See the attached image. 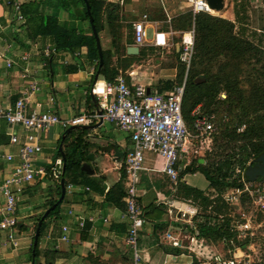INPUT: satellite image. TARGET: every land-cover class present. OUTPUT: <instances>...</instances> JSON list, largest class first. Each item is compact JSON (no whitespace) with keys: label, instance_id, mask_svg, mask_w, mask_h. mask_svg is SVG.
<instances>
[{"label":"built area","instance_id":"1","mask_svg":"<svg viewBox=\"0 0 264 264\" xmlns=\"http://www.w3.org/2000/svg\"><path fill=\"white\" fill-rule=\"evenodd\" d=\"M3 1L8 11L12 13L11 24L19 26L24 22L23 6L26 3L40 0ZM187 3L193 16L200 13L212 14L213 10L206 0H187ZM146 23L147 16L143 15L140 20L132 24L134 41L137 46H145L147 43ZM2 31L3 28L0 25V34ZM193 33L192 31L183 34L182 40L178 44L179 62L186 67L185 80L193 55ZM147 44L154 47H165L167 38L164 33L156 32L153 35V40ZM27 45L31 46V49L15 55L11 43L0 35V61L8 70L20 68L19 77L22 81V85L17 91L16 100L5 108H0V119L4 120L7 126L8 147L11 148L1 157L11 165L9 173L0 184V232L5 233V244L11 250L18 248L17 235L20 221L18 206L24 199L26 191L35 185L42 184L48 171L51 174V182L60 184L62 161H51L47 166H41L38 163L44 150L43 136L57 126L67 129L71 126H88L94 120L97 122L101 120L102 123L113 124L118 131L128 136L131 143V148L117 169L124 175L123 203L125 209L122 219L128 225L125 243L132 251V259L129 264H142V259L138 254V241L144 224V212L139 202L138 185L144 153H154L163 159L162 173L173 186H176L180 183V171L185 170L186 165L192 162L188 156L198 153L195 144H199L201 147L205 144L207 149L211 145L212 137L216 131L213 116L199 115L197 113L199 107L195 108L191 113L195 118L191 131L186 125L182 112L184 83L173 87L170 92L158 93L148 90L145 86L130 85L124 76L119 74L111 81H96L91 86L90 92L98 101L101 110L100 116L95 111L93 114L84 112L71 119L61 118L55 112L41 110L38 97L45 91L46 83L39 78L38 71L52 69L54 61L60 57H64L62 63L68 65L70 60L68 58H78L81 52L77 50L72 55L59 53L49 41L40 43L33 40L27 42ZM34 57L40 59L39 69H35L32 64ZM93 72L94 70H91L90 76L93 75ZM100 85H102L101 90L99 89ZM220 96L225 99L224 95ZM46 103L48 106L53 105L52 94L47 96ZM244 129L243 125L238 132H242ZM183 162H188V164H182ZM235 172L240 175V180H238L240 185L221 195V199L231 209L230 230L239 233L238 237H241L246 236L245 231L248 232L251 229L250 221L242 214L243 223L236 224L234 222V204L241 203V200L245 198L257 213L263 214L264 179L258 178L255 181H249L245 177L244 171L237 168ZM79 191H81L79 186L65 185V195L71 196ZM168 212L173 221L183 224L179 232L184 237L182 238L181 235L172 237L170 234H166V243L172 248L185 252L184 256L188 261L186 264L249 263V255L241 248L233 246L227 251L228 258H226L220 253L212 251V246L205 244L202 239L197 237V228L193 221L194 217L199 214L197 207L186 202L176 206L170 204ZM67 216L74 219L78 231L84 229L85 218L73 210H69ZM87 221L93 222V219L89 218ZM188 227L191 229L189 232ZM71 230L64 224L59 227L55 240L56 250L61 245L70 243ZM162 264L168 263L164 261Z\"/></svg>","mask_w":264,"mask_h":264},{"label":"rangeland","instance_id":"2","mask_svg":"<svg viewBox=\"0 0 264 264\" xmlns=\"http://www.w3.org/2000/svg\"><path fill=\"white\" fill-rule=\"evenodd\" d=\"M76 1V0H74ZM71 4H73V2ZM77 2V1H76ZM224 8L221 11H215V14H211L210 16L216 18L218 20H226L233 23L232 31L224 27L223 24L216 21L215 26L213 27V31H211V35L207 38L195 37L194 36V45H193V55L191 64L187 70V74L193 73V77L197 78L201 76L204 79V84H206V90L204 95L194 96L190 98L193 100L196 105L195 107H188L191 105L193 101H190L185 107V112L190 113L192 110L199 107L197 113L199 115L205 116H213L215 118H219L222 114L227 116L230 120L232 117L239 118L246 117L247 113H250L251 108L259 103V97L262 92V88L260 86V81L257 79V76L254 72V68L257 66L255 61L248 57V55L242 50H232V46H227L224 44V41L221 43V40H225V38L231 35V32L238 39L243 41H248L254 44L257 48L264 51V0H224ZM105 4V3H103ZM166 7H171L172 10L171 15H167L163 6L160 5H152L150 9H148V14L150 18L153 20L159 21V26L164 30H168L173 32L172 35V48H143L141 50L140 56H126L124 46L132 43V30H131V20L133 21L136 17L133 14V17H129L125 19L126 23H113L112 27H109L107 22L106 13H100L101 16V30L98 33L102 51L105 54V62L107 65V76L109 78L116 77L119 74L126 76L128 72L132 70H137L135 74V80L139 85L150 88L156 92L163 91H172L173 87L181 84H185L187 82V78L185 80V72L186 67L179 62V54H177V46L181 42L182 31L184 32H194L193 28L190 30H180L177 26L178 21L188 15L190 13L189 7L187 6V0H166ZM78 5V6H77ZM72 6L73 15L67 14V18L79 24L80 22L84 23L85 29L81 27H77L78 30L84 31L86 34L90 35V30L86 20L80 16L82 13L80 3ZM79 7V9L77 8ZM100 12L101 9H100ZM170 18V21H169ZM121 26L123 28L121 29ZM152 30H147V39H151ZM13 35V34H12ZM10 37L11 33H10ZM123 41V50L121 53V43ZM24 44V43H23ZM20 47L23 48L21 43H19ZM24 46H27L24 44ZM20 48V49H22ZM29 49V46L27 47ZM27 49V50H28ZM219 52L216 56H213L214 53ZM123 55V56H122ZM59 60V59H57ZM96 62L95 61H87V58H84L83 65L85 66V70L83 72L90 73V67L94 68ZM175 70V71H174ZM90 71V72H89ZM184 71V73H183ZM174 74V76H173ZM64 75V74H63ZM59 79L54 80L55 88L57 92L63 89L60 84L64 82V76ZM171 75L172 77H167ZM90 76V75H89ZM212 76L218 78L220 81H207L208 77ZM92 76H90L91 79ZM46 80H49L47 75L44 76ZM90 79H76L78 82L75 89H72L70 83L68 86H64L65 89H72L75 91L74 95H72L71 105H73L72 114H77L82 111L84 113L87 110V101L86 96L90 97V90L92 84H90ZM100 78L98 80H102ZM102 85L99 86L101 90ZM85 92H87L85 94ZM62 94V92H60ZM64 96H68V93H63ZM56 101H60V94H54ZM220 95H224L225 99H222ZM64 99V98H62ZM89 111V108H88ZM91 112V110H90ZM96 124V123H95ZM251 125V124H250ZM110 128V127H109ZM65 129L57 126L50 130V132L43 136L45 142H43L44 147L47 149L48 154H56L60 145V138L62 137ZM95 135L87 136V140L94 141ZM128 145V142L123 144V147ZM196 145V150L198 153L192 155L190 160H203L202 166L204 168H208L213 164L222 163L225 164V161L230 160L231 154L233 153H241L242 144H238L234 146V144L229 145L226 143L222 135H219L215 138L213 145H209V148L205 146V144L201 147L199 144ZM131 146V144H130ZM106 146L99 147L96 144L90 145L89 150H92L95 154L99 156H103L102 148ZM237 149H236V148ZM67 150L66 147H64ZM227 148V154L223 152V149ZM242 154V153H241ZM158 156L154 153L145 152L144 153V162L142 166L154 167L156 165ZM108 161L112 163L114 161L112 159V155L108 157ZM251 162H248L250 164ZM247 164V165H248ZM231 166V165H230ZM232 167V166H231ZM237 168H234L236 170ZM226 171V168L224 169ZM229 172V171H228ZM235 177L237 176L240 180V175H237L234 171ZM197 178L205 184V179L201 174L197 175ZM65 182H72L74 185H78L75 182V177L72 175H66L64 177ZM180 185L177 186V192H175L176 197L185 198V195L181 191V187H187L191 189H195L196 191H203L202 187L193 183L192 174L190 172H184L179 177ZM231 182V181H230ZM239 182V181H238ZM188 185V186H187ZM164 186L168 188L171 186L173 188V184L169 181H165ZM60 189V185L54 182L45 181L42 183V188L37 187L35 191L29 197V201L23 203L26 205L27 209L25 211H21L22 216H26L25 221H22L20 225L25 228L26 235L23 237L25 242L30 243L32 241V237L34 235V226L39 219V217L43 214L48 203L52 200L57 199V190ZM234 189V188H232ZM231 188H223V186H219L221 195L230 192ZM203 193V192H201ZM139 194V193H138ZM218 192L208 193V197L212 202H215V206H220L221 204V195L218 197ZM190 199L196 201H192L193 204L198 209V216L200 217L198 222H203L204 216H210V222L215 223L217 220L214 219L210 209H206L202 202L195 199V197H190ZM68 197L64 198L58 207V214L55 215V212L52 213L48 219L45 221L47 227L42 235H49L50 238H55V233L57 230V226L64 221L63 213L67 206ZM210 201V202H211ZM191 203V202H190ZM236 204V203H235ZM234 209V222L236 224L243 223V219L241 217L242 214L245 215V218L250 221L251 229L245 233L246 236H239V233L235 231H231L235 233L237 237H235V241L233 243L236 244H246L245 247L241 248L243 251L249 255V263L248 264H264V213H257L252 205L247 201V199H242L241 203L235 205ZM226 205V204H225ZM194 206V207H195ZM222 208L224 206H221ZM223 212H228L227 209L223 208ZM231 210V209H230ZM55 215V216H54ZM220 220V219H219ZM221 221V220H220ZM252 233V234H251ZM248 234H251L248 236ZM204 243L211 244L213 250L220 253L223 257L228 258L227 251L229 250V246L224 245L225 243L220 242L219 240L206 241ZM231 243L232 246L235 245ZM49 255L52 254V251H49ZM185 258V257H184ZM182 262H178V264H182Z\"/></svg>","mask_w":264,"mask_h":264},{"label":"crops","instance_id":"3","mask_svg":"<svg viewBox=\"0 0 264 264\" xmlns=\"http://www.w3.org/2000/svg\"><path fill=\"white\" fill-rule=\"evenodd\" d=\"M100 1H103L106 4L118 6V21L120 23H126L127 21L125 19L133 17V14H135L136 18L130 22L132 30V43L129 45L126 44L124 46L127 57L140 56L141 50L143 48H172L171 40L173 32L161 28L159 26V21L151 19L150 15L148 14V9H150L152 5L157 6L161 4L167 15H171V7L168 8L164 4L166 0ZM187 6L189 7L188 3ZM213 14H215V11ZM143 15L147 16V30H152L151 39L146 38V42L149 43L153 40L154 33L161 32L164 33L165 37L167 38V45L165 47H154L147 43L145 46H137L135 44L132 24L133 22L140 20ZM67 16L68 15L65 12H61L59 14L60 20L64 21V23H66L68 26H74L76 28L81 27L85 29L83 22L76 24L75 21L67 18ZM11 19L12 13L5 7L4 1L0 0V25L3 28V31L0 35L2 38L7 39L8 42L11 43L13 47V54L19 55L22 52L31 49V46L28 50H26L24 47L22 48L19 44L15 43L13 37H10V33L12 36L14 32L12 29L13 23L11 24ZM122 28L123 26H121V29ZM188 32L182 31V34H187ZM186 38H188L187 35ZM34 41L40 43L45 42L41 39ZM25 44L27 45V43ZM120 47V51L122 53L123 41ZM130 47L138 48V53L136 55H128L127 49ZM176 50V53L178 54V46ZM80 52V57L74 59L68 58L70 59L68 65H64L62 63L64 57H60L59 60L54 61L52 69H42L38 71L39 78L46 83L45 91L40 95V97H38V101L41 103V110L55 112L64 119H71L82 113V111H80V113L72 114L71 109H73V105L69 104L73 99L72 95L75 93V91H72V89H75L78 84V82L75 80L77 78L79 80L88 78L90 79V73L83 72L85 70L83 60L86 58L87 50L82 48L80 49ZM39 61L40 59L38 57L33 58L32 64L35 66V69H39ZM87 61L89 60L87 59ZM89 70H94V68L90 67ZM19 73L20 68L8 70L4 63L0 61V108H5L8 104L14 102L18 97L17 91L22 85ZM136 73L137 70H132L128 72L126 76H124L128 84L139 85L134 78ZM45 75L49 77V80L44 78ZM62 75L64 76V82H60V87L63 89L57 92L54 80L59 79L62 77ZM167 77L171 78L172 76L168 75ZM68 83L71 84L72 89L68 90V88L64 90V86H68ZM147 89L154 91L150 88ZM60 92H62V94ZM167 92L169 91H163L159 93ZM57 93L60 94V101H56L54 94ZM63 93H68V96H64ZM86 93L87 92H85V94ZM50 94H52L54 97V103L53 105L48 106L46 102L47 96ZM84 112H88V108ZM95 123L97 124L98 122ZM96 124L92 126H95ZM91 135H95L94 141L86 140V142L89 145L96 144V146L99 147L106 146L101 150L104 155L99 156L92 150L89 151V154H92L94 157L93 162H88L94 171V174L89 176L84 173V175L76 176L78 180L76 184L78 185L75 186L81 187V191L71 196H64V198L68 197L66 209L62 214L64 221H62L57 226L55 238H50V234L47 236L42 235L39 244L40 256L37 260V264H129L132 259V251L125 243L128 229L126 221L122 219V213L124 212L125 205L123 203V198L119 199V191L116 187L117 183L122 177V173L117 168L124 159L126 153L131 148V143L126 134L118 131L113 124L106 122H103L101 125L90 130L88 136L90 137ZM45 141L46 140L43 142ZM125 142H128V145L124 149L122 147ZM43 148V154L38 163L41 166H47L49 165V162L54 161L55 154H48L44 145ZM10 150L11 148L8 147L7 126L5 121L0 119V184L9 173L11 167V165L2 160L1 157ZM111 155L112 159L114 160L112 163L108 161V157ZM191 156L192 155H189L188 159H190ZM157 159L158 160L154 167L150 168L147 166H142V170L139 174L140 183L138 185V193L140 196L139 202L144 212V224L139 233L138 254L142 259V264H162L164 261L168 264H178V262L184 261L182 264H186L188 261L186 258H184L185 252L181 249L168 246L165 235L170 234L172 237H178L181 235L182 238L184 237V235L179 232V229L182 228L183 224L173 221L168 210L170 204H174L176 206L186 202L187 204L192 205L193 199L191 200L190 197H176L175 192H177V186L180 185V183H178L176 186H173V188L170 186L169 190L164 186L165 181L167 180L169 182V180L162 173L164 165L163 159L159 156ZM182 164H188V162H183ZM191 164L186 165L185 170L190 168L189 170H186V172H190L192 174L193 183L201 186L203 190L201 192H203V195L208 196V193H212L214 190L210 188L209 182L205 178V184H203V182L197 178V175L200 173L191 172ZM183 171H180L179 177L182 173H184ZM90 182H93V184H90ZM37 187L42 188V184L35 185L33 188H30L28 191H26L24 199L18 206V213L20 216L17 235V241L19 244L18 248L16 250H11L5 244V233L0 232V264H30L31 262L29 250L32 241L30 243L27 241L25 242L23 237L26 235V233L22 232L25 231V228L22 230L19 228V226L20 223L26 219V216H22L23 212H21L27 209V206L23 205V203L29 201V197L32 196L31 194ZM107 194H110L111 198H107ZM193 206L195 205L193 204ZM207 209H210V207ZM69 210H73L85 218L86 222L83 230L78 231L74 219L67 216V212ZM197 217L198 215L193 219L194 224ZM89 218H92L93 222L87 221ZM62 224L67 225L72 229L69 235L71 241L68 244L61 245L59 249L56 250L55 240L58 236L57 231ZM190 230V227H188V232ZM202 240L204 242V239ZM209 246L212 245L210 244ZM49 251H52V254L49 255Z\"/></svg>","mask_w":264,"mask_h":264},{"label":"trees","instance_id":"4","mask_svg":"<svg viewBox=\"0 0 264 264\" xmlns=\"http://www.w3.org/2000/svg\"><path fill=\"white\" fill-rule=\"evenodd\" d=\"M72 1L74 0H40V1H33L26 3L22 8V14L24 17L23 24L19 26L13 24L12 26L13 27L12 29L14 30L12 35L14 42L17 44L21 43V45L27 50L28 45L24 46L25 43L36 39H41L43 41L51 42L56 47L59 53L67 54V55H72L75 51L84 48L87 50L86 58L90 62L92 61L96 62L93 75L90 79V84L93 83L94 75L96 73H98L99 77L103 78L102 80L106 82L113 80L115 77L109 78L107 76V65L105 62V54L103 51H102L103 64L99 66L98 52L95 44V39L92 35L91 28L89 25V17L91 16L93 18L95 28L99 33L101 30L100 13H106V18L109 27H112L113 23H116V21L119 20L118 6L106 4L105 2L100 0H87L88 5L90 7V14H88L86 11V5L84 0H76L77 2L74 1L73 4H71ZM79 3L82 9V13L79 15L86 20L90 30V35L86 34L82 30H78L74 26H68L66 23H64V21L60 20L59 18V14L61 12H65L69 15H73L72 6L73 5L75 6ZM77 8L79 9V7ZM100 9L102 12H100ZM78 11L80 13V9ZM216 21L220 22L221 24L224 25V27L232 31L233 28L232 22L226 20H218L216 18L211 17L208 14H201V13L195 16L189 13L188 15L182 17L178 21L177 26L180 30H190L191 28H193L195 37L204 36V38H207L211 35V31H213V27L215 26ZM223 41L225 45L232 46V50L242 49L248 55L249 58L255 61V64L257 66L254 68V72L257 76V79L261 83L260 86L262 88V92L259 97L260 99L259 103L251 108L250 113H247L246 117L239 118L237 116V118L232 117L229 120L227 118L228 115L225 116L222 114L219 118L214 117L213 120L216 131L212 137L211 146L213 145L215 138L219 135H222V138H224L226 143L229 145L234 144V146H236L238 144H242L241 146L242 154L233 153L231 154L232 156L230 160L224 162L225 164L222 163L213 164L208 168H204L205 166H202V161H203L202 159L197 161L195 160L194 164L196 163V165H192V164L190 165L191 172L202 174L204 178L209 182L210 188L214 190V192L219 193L217 194L218 197H220V195L223 193V192L220 193V190H218L219 186H223V188L225 189L226 188L232 189L240 185L237 180L238 177L237 176L235 177L234 168H239L240 170L244 171L246 177L248 162H251L250 164L253 165L255 163V160L261 154L264 153V51L260 50L254 44L248 41H243L238 39L236 36L232 34V32L229 37L225 38V40H221V43ZM217 53L219 52L214 53L213 56H216ZM186 78H187V82L184 88L183 99H182V112L186 125L192 131V124L195 118L191 115L192 112L190 113L185 112V107H187L189 101L190 103L193 101L190 100V98H193L195 95L196 96L204 95L207 87L206 84H204L205 80L202 79L201 76L195 78L193 77V73L190 74L189 72ZM198 78H201L202 82L196 84V79ZM207 81L219 82L220 80L218 78L209 76ZM86 98L89 108L88 113L93 114L96 111L94 104L92 100L90 102L89 95H87ZM95 101L98 102L96 98ZM195 105H196V100L195 102L193 101L191 105L189 104L188 107L191 110V108L195 107ZM95 122L97 121L94 120L88 126L94 125ZM243 125L245 126V129L242 132H238L241 126ZM67 129H65V131ZM65 131L63 132L62 135L65 134ZM88 134L89 131L85 129H71L68 133L65 134V137L63 139L62 137L60 138V145L62 150L56 151L54 161L57 160L62 161L61 155L63 154L65 161V174L63 178L68 174L72 175L75 177V182L77 183L78 180L76 176L84 175V173L81 172L80 168L82 164L86 162V156L89 154L90 151L89 150L90 145L86 142ZM64 147H66L67 150H65ZM226 151L227 148H224L223 152L225 154H227L228 152ZM225 168L226 171L224 170ZM183 172H186V170ZM123 176L124 175L122 174L121 180L116 185L119 191V199L123 198L125 195ZM45 181H49V182L52 181L50 171H48V174L45 177ZM64 183L66 186L68 184H73L72 182H65V180ZM90 184H93V182H90ZM181 190L185 195H187L186 197L192 196L195 197V199L202 202L206 209L210 207L213 215H215L212 217H214L215 220L218 219L217 222L212 223L210 222L211 221L210 216L205 215L203 219L204 221L200 223L198 222L200 220L199 219L200 217L198 216L195 221V225L198 231L197 237L200 239H204L206 241L219 240L220 242L225 243L224 245L229 246L230 247L229 249H232L233 246L231 245V243L235 241L234 239L237 236L235 233H232L230 230V222H231V218L229 216L230 214L227 215L228 212H223L224 211L223 208H225L230 213V208L227 205H225L222 200H221V204H219L220 206H215V202H212L208 196L203 195V193L196 191L195 189L182 186ZM59 196H60V189L57 190V199L50 201L46 206L44 212L57 202ZM106 197L111 198V195L107 194ZM221 206L224 207L222 208ZM58 207L59 205L49 212V214L43 220L40 226L38 242L35 247V255H34L35 264H37V260L39 259L40 256V252H39L40 240L43 232L47 227L45 221L52 213L55 212V215L58 214L59 212ZM42 215L39 217V219L37 220L34 226V233ZM19 228L22 230L24 229L22 225H20ZM33 238L34 235L32 237V244L29 250L30 261L32 260L31 252L33 248ZM231 240L233 241L231 242ZM245 245H246L245 243L244 244L240 243V244H236L235 247L243 248L245 247Z\"/></svg>","mask_w":264,"mask_h":264},{"label":"water","instance_id":"5","mask_svg":"<svg viewBox=\"0 0 264 264\" xmlns=\"http://www.w3.org/2000/svg\"><path fill=\"white\" fill-rule=\"evenodd\" d=\"M207 1V4L209 5V7L214 10V11H221L223 8H224V3L223 1L224 0H206ZM85 2V5H86V11L88 14H90V7L88 5V2L87 0H84ZM89 25H90V28H91V32H92V35L95 39V44H96V48H97V52H98V62H99V66H101L103 64V52H102V47H101V43H100V39H99V35H98V32L95 28V25H94V22H93V18L90 16L89 17ZM138 53V48L136 47H130L127 49V54L128 55H136ZM99 78V74L96 73L94 75V79H93V83L92 84H95V82L98 80ZM202 82V79L201 78H198L196 79V84H199ZM90 97H91V100L94 104V107L96 108V112L98 114V116L101 115V110L99 108V104L98 102L95 101V98L94 96L92 95V93H90ZM102 124V121L100 120L95 126H71L69 129H67L65 131V134L68 133L71 129H85V130H92L94 129L95 127L99 126ZM65 134L62 135V139L65 137ZM59 151H61V145L59 146L58 148ZM62 156V170H61V175H62V178H61V181H60V196L57 200V202L51 206L49 209H47L44 214L42 215V217L40 218L38 224H37V228L35 230V233H34V238H33V248H32V252H31V255H32V260L30 262V264H35V261H34V255H35V247L37 245V242H38V236H39V231H40V226L43 222V220L47 217V215L49 214L50 211H52L55 207H57L58 205H60V203L63 201L64 199V196H65V183H64V174H65V161H64V157H63V154L61 155ZM94 161V157L92 154H88L86 156V162H84L80 168L81 172L85 173L86 175H93L94 174V171L92 170L90 164L88 162H93ZM190 168H187L186 170H189ZM246 177L249 181H255L256 179L258 178H262L264 179V153L261 154L256 160H255V163L253 165H250L247 170H246Z\"/></svg>","mask_w":264,"mask_h":264},{"label":"bare ground","instance_id":"6","mask_svg":"<svg viewBox=\"0 0 264 264\" xmlns=\"http://www.w3.org/2000/svg\"><path fill=\"white\" fill-rule=\"evenodd\" d=\"M214 10L212 11V14H213Z\"/></svg>","mask_w":264,"mask_h":264}]
</instances>
